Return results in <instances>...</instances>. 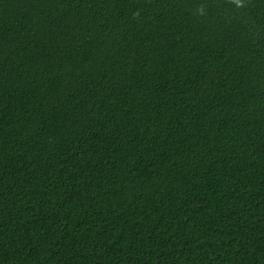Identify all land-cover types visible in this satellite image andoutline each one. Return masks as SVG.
Masks as SVG:
<instances>
[{
    "label": "trees",
    "instance_id": "1",
    "mask_svg": "<svg viewBox=\"0 0 264 264\" xmlns=\"http://www.w3.org/2000/svg\"><path fill=\"white\" fill-rule=\"evenodd\" d=\"M0 264H264V0H0Z\"/></svg>",
    "mask_w": 264,
    "mask_h": 264
}]
</instances>
